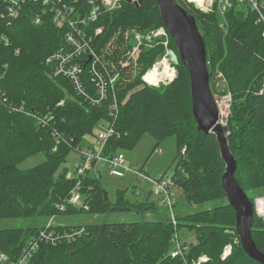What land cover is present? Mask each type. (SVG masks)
<instances>
[{"label":"trees","instance_id":"obj_1","mask_svg":"<svg viewBox=\"0 0 264 264\" xmlns=\"http://www.w3.org/2000/svg\"><path fill=\"white\" fill-rule=\"evenodd\" d=\"M69 3L70 0H63ZM196 18L205 41L210 86L217 71L225 77L232 94L231 113L227 121L228 142L235 158V177L249 196L253 209L252 237L264 253V220L255 211V199L264 196V21L250 7L233 1L221 15L214 5L210 12L199 10L186 0H174ZM263 6L264 0H256ZM140 5L121 1L108 12L102 8L87 32L90 46L99 56L96 71L77 57L70 63H81L79 74L88 100L80 96L74 83L54 76L59 62L48 59L67 46L71 28L54 23L52 5L26 0L16 19L7 13L5 0H0V220L36 219L27 228L0 229V250L16 261L42 232L63 234L83 228L80 237L55 244L39 242L38 250L28 264H184L207 256L204 264H261L245 252L236 231L237 215L229 205L222 179L226 164L215 135L197 129L192 111L190 75L183 64L176 66L178 76L160 87L145 85L141 77L152 67L162 49L143 50L132 65L128 53L132 47L131 31H147L164 26L157 0H140ZM97 0H79V8L89 13ZM39 17L40 22L35 19ZM98 30V33L96 31ZM171 49L177 46L171 38ZM111 64L120 79L116 96L117 117H111L113 92L108 85V98L95 91L99 72L109 74ZM101 123L113 126L104 157L120 151L134 150L145 135L157 145L166 138H176L173 180L184 191L187 202L195 207L214 204L191 213L177 214V226L158 213L157 205L147 196L132 202L118 191L111 203L101 177L90 176L89 170L80 189L83 207L67 206L75 179H67L68 168L56 174L73 150L81 149L84 139L94 135ZM44 153L46 161L20 170L24 160ZM137 195V190L133 189ZM65 204V209L62 205ZM176 207V206H175ZM118 212L151 214L152 218L131 222H56L62 216H100ZM51 218L53 225L48 227ZM196 232L197 243L179 258H172L180 228ZM227 245L232 253L225 259Z\"/></svg>","mask_w":264,"mask_h":264},{"label":"built area","instance_id":"obj_2","mask_svg":"<svg viewBox=\"0 0 264 264\" xmlns=\"http://www.w3.org/2000/svg\"><path fill=\"white\" fill-rule=\"evenodd\" d=\"M26 0H5L7 4V13L11 19H16L18 14L21 12L23 4ZM42 5H49L50 0H34ZM123 0H97L98 4L93 5L89 13L83 11V8H79V0H70L69 3L63 0H57L59 6H53L51 11L54 12V23L59 26L68 25L71 28L66 35L67 46L59 50L55 55L48 59V63L59 62L58 68L54 70V76H63L66 79L74 83V88L77 93L86 98L87 100L91 98L88 96L87 91L82 87V82L79 74L82 70L81 63H70V61L77 57L78 60L84 61V57H87V64H92V70L96 71V63H98L99 56L96 51L90 46V39L87 28L91 21L97 20L100 8L112 12L114 11L119 3ZM138 1V0H134ZM188 3L196 4L197 8L203 12L212 11L215 4L221 15L224 16L225 10L230 8L235 0H211L210 5H208V0H204L203 4L200 6L195 0H186ZM207 1V5H206ZM215 3H214V2ZM241 5L250 7L253 11L258 13V21H264V15L262 13L263 6L260 5L256 0H237ZM213 2V3H211ZM36 23L40 22V18L35 19ZM132 47L128 53V60L133 61L138 59L143 50H151L155 48H161L164 52L162 55L156 59L152 67L141 77L143 83L150 87H160L162 85H168L173 82L176 78L175 71L177 72L176 65L173 63L170 57L171 49V36L168 30L161 26L157 30H153L149 33L141 35L139 31L133 30ZM98 33V30L96 31ZM161 51V52H162ZM84 56V57H81ZM112 70L109 74L99 72V83L96 88V95L101 98H108V93L106 90V85L110 87L113 92V98L110 103L111 117L116 118L119 111V102L116 96L117 82L120 79V73L117 71V67L111 64ZM215 79L218 84H222L225 80L223 74L219 71L215 74ZM260 93L264 94V84L261 87ZM217 106L221 115V122L226 115H230L231 97L225 96L216 98ZM224 107V111L222 109ZM114 135V129L111 124L101 123L99 125V133L97 135V146L99 151H85L81 153L82 164L78 165L76 170L67 173V179H75L76 186L71 191L68 199L66 200L67 206L83 207L87 209L88 207L83 204V195L80 191L83 185V179L88 170V166H94L98 161L105 160L110 167L111 175L117 178H123L126 175L125 167V157L123 153H119L113 157L104 158L103 150L108 142V140ZM75 151L81 152V149H76ZM99 175H97L98 177ZM148 180V178L145 176ZM151 184L152 193L158 197L161 205L165 206L171 212L170 221L174 226H177V219L174 215V208L176 206V201L171 196V189L173 186V180L167 179L165 176H161L159 179L149 180ZM140 194L137 191V195ZM255 211L259 217L264 220V196L255 199ZM65 204L62 205V209H65ZM54 218H51L48 227L52 226ZM84 232L83 228L71 229L65 231L63 234L56 233L55 231L42 232L38 241L33 240L27 247L24 248L22 254L16 261H11L7 255H5L0 250V260L6 262L7 264H28L30 259L33 257L34 253L38 250L39 242H47L55 244L58 240L65 239L68 241L74 240L76 237H80ZM189 250V246L182 244L178 240L176 235L173 250L171 252L172 258L182 257ZM232 253V245H227L222 254V259L227 258ZM208 261L207 256H201L197 260H192L190 262L186 261L184 264H204Z\"/></svg>","mask_w":264,"mask_h":264},{"label":"rangeland","instance_id":"obj_3","mask_svg":"<svg viewBox=\"0 0 264 264\" xmlns=\"http://www.w3.org/2000/svg\"><path fill=\"white\" fill-rule=\"evenodd\" d=\"M210 1L211 0H208V5L206 1L207 6L210 5ZM159 28H155L143 32L139 31V32L141 33V35H144ZM133 33L134 32L131 31L132 37H133ZM163 53L164 52L162 51L160 55H162ZM175 76L176 77L178 76V70L177 72L175 71ZM212 88H213L212 92L216 98L225 97V96L231 97V105H232V94L228 89L226 81H224L222 84H218V81L214 77ZM230 112H231V106H230ZM229 116L230 115H228V117L226 115L224 116L223 118L224 126H227V121L229 119ZM98 133H99V129H96L94 135H89L84 139V142L81 147V152L73 150L70 153V155L67 157L66 162L63 164V166L60 167L59 172L56 174L57 177L60 174V172L64 169V167L68 168L69 172L75 171L77 166L82 164L81 153H84L85 151H93V150L99 151L98 146L96 144ZM120 153H123L125 157V167L127 169L125 177L117 178L112 176L110 172L109 164L105 160L98 161L97 164L94 165L97 167L88 166L90 176L94 177L98 174L101 177V181L108 193L109 200L111 203L116 202L118 191L128 190L125 194L127 199L131 200L132 202H137V201L142 202L144 199H146L147 196H150V202L157 205L158 213L161 216L170 219L172 215L171 212L165 206L161 205L158 200V197L152 193V188H151V184L149 183V180H153V179L157 180L161 176H165L167 179L173 180L174 170H175L174 160L177 154L176 138L168 137L160 145H157V141L152 136L145 135L134 150H130V151L122 150L120 151ZM45 161H46V155L44 153H39L24 160L22 163L18 165V168L20 170H29L40 165ZM145 176L148 178V180L145 178ZM133 189H136L140 194L134 195L132 192ZM171 196L177 203L176 207L174 208V215L176 217L177 214L179 213H191L195 210H202L214 206V204H209L197 208L195 206L190 205L187 202V198L184 191L182 190V188L177 187L175 182L173 183L171 189ZM83 204L86 205L84 203V199H83ZM86 206L88 207V205ZM88 209L89 208H87L86 210ZM144 218L150 219L152 218V215L150 213L147 214L146 216H143L141 214L118 212L113 214L91 217L89 215L83 214L78 216H62L57 221L55 220L54 224H56V222H61L64 224H83L86 222H96V221L103 223L131 222V221L142 220ZM35 223H36V219L0 220V229L27 228L33 226ZM177 236L180 243L186 244L188 246L195 245L198 241L196 232L190 230L189 228H183V227L180 228ZM0 264H7V263L0 260Z\"/></svg>","mask_w":264,"mask_h":264},{"label":"water","instance_id":"obj_4","mask_svg":"<svg viewBox=\"0 0 264 264\" xmlns=\"http://www.w3.org/2000/svg\"><path fill=\"white\" fill-rule=\"evenodd\" d=\"M124 1L136 6L141 3L140 0ZM157 7L164 27L177 46V51L170 52L171 60L176 66L183 64L190 75L192 111L197 129L204 134L215 135L219 143L226 164L222 184L228 203L237 215L236 231L240 242L250 258L264 264V253L252 237L253 205L235 177L236 162L227 137L229 129L221 122L216 97L210 86L207 49L196 18L174 0H157Z\"/></svg>","mask_w":264,"mask_h":264},{"label":"bare ground","instance_id":"obj_5","mask_svg":"<svg viewBox=\"0 0 264 264\" xmlns=\"http://www.w3.org/2000/svg\"><path fill=\"white\" fill-rule=\"evenodd\" d=\"M196 3H198L200 6L203 4L204 0H195ZM224 111V107H222Z\"/></svg>","mask_w":264,"mask_h":264},{"label":"crops","instance_id":"obj_6","mask_svg":"<svg viewBox=\"0 0 264 264\" xmlns=\"http://www.w3.org/2000/svg\"><path fill=\"white\" fill-rule=\"evenodd\" d=\"M94 167H97V166H94ZM98 175V174H97ZM97 175H96V177H97Z\"/></svg>","mask_w":264,"mask_h":264}]
</instances>
